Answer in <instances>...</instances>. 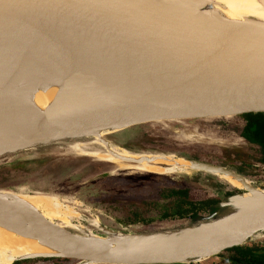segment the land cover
<instances>
[{"label": "water", "instance_id": "water-1", "mask_svg": "<svg viewBox=\"0 0 264 264\" xmlns=\"http://www.w3.org/2000/svg\"><path fill=\"white\" fill-rule=\"evenodd\" d=\"M220 1L225 18L215 13L217 0H0V193L17 190L2 185L59 159L115 166L79 185L116 176L117 166L97 155L103 152L97 139L114 144L109 135L173 121L264 115V19L231 18V3ZM250 1L264 10V0ZM54 86L42 112L24 96L36 98ZM90 141L92 147H75ZM119 145L132 154L155 155ZM189 163L241 177L223 166ZM38 193L50 194L30 192ZM92 207H73L79 216L66 226L0 196V215H18L34 235L64 250L22 255L11 264L44 258L63 264H191L264 238V194L224 197L187 219L130 224L162 229L146 233L122 224L114 228L99 215L105 209ZM243 212L251 215L234 217ZM94 237L115 246L99 250Z\"/></svg>", "mask_w": 264, "mask_h": 264}, {"label": "flooded vegetation", "instance_id": "flooded-vegetation-1", "mask_svg": "<svg viewBox=\"0 0 264 264\" xmlns=\"http://www.w3.org/2000/svg\"><path fill=\"white\" fill-rule=\"evenodd\" d=\"M249 118L251 117L240 118L237 119L238 121L219 122L222 125V130H219L220 138L211 135V137H208L206 134L204 136L197 133L182 139L175 137L174 140L180 139L183 142V147L178 141L174 142L171 140L176 144L175 146L172 145L170 147L167 145L169 143H162L159 146L156 145V147L155 145H148V148L143 147L141 148L142 150H139L140 152H151L155 155H170L187 162L198 161L223 166L236 173V175L241 176L240 178L236 176L238 179L247 181L249 188H238L219 178V174L224 173H208L193 169L191 165L186 170H176L171 173L149 172L151 178L139 179L135 183L139 187L134 188V190L131 189V186L129 187L132 190L131 192L139 196L137 200L126 199L128 207L125 206L124 208L122 206L109 205L107 207L109 212L107 211V213L115 217L122 214L123 217L131 222L150 221L156 224L160 220L187 219L201 213L204 214L203 211L206 208L198 209L202 208L207 201H215V204H217L224 197L237 194L249 195L248 190L252 188L264 191V152L262 151V144L253 135L254 128L250 127ZM198 122L199 127L195 130L200 132L202 131L201 123L204 121ZM260 129L264 131V123L260 125ZM161 135L164 141L169 138L166 134ZM161 165L167 166L166 164ZM191 172L193 173L191 174ZM177 173L184 174L176 175ZM171 174H175V176L172 177ZM118 201L123 202L121 200ZM118 204L123 205V203ZM121 209L125 213H122ZM187 209L198 210V212L180 215L179 211L182 212ZM109 221L111 222V220ZM259 248H264V243L252 241L226 249L216 256L194 262L193 264H234V257L238 253L247 249L254 250ZM48 259L50 258H44V261ZM59 262L45 263L40 262L38 259H25L17 261L15 264H63L61 261Z\"/></svg>", "mask_w": 264, "mask_h": 264}, {"label": "rangeland", "instance_id": "rangeland-1", "mask_svg": "<svg viewBox=\"0 0 264 264\" xmlns=\"http://www.w3.org/2000/svg\"><path fill=\"white\" fill-rule=\"evenodd\" d=\"M226 121H238V120L237 119L223 120V121L215 120L211 122L204 121L201 123L202 131L200 132L199 131L197 132V130H195L199 127L198 121H180V122L173 121V122L155 124V125H152V127H145V128L129 130L125 133H121L118 135H109L108 138L114 143L112 144L110 142L112 145H115L117 149H122L124 151H127V150L122 148L121 145L119 144L126 143L128 146L134 147L136 149H141L143 147H147L148 145H151V146L155 145L156 147V145L159 146V144H162V143L163 144L169 143L167 145L171 147L172 145L174 146L176 145L172 141L174 142L178 141V143L182 144L183 142L180 141V139L186 136L192 135V134H197V133L202 134L204 136L206 134L208 137L215 136L216 138H220L219 130H222L221 128L222 125L219 122H226ZM152 128H154L155 130ZM161 134H166L169 138H171V139L167 138V140H170V141H167V140L164 141L163 136ZM175 137L180 138V139L174 140ZM103 141L105 142L104 144H102V146H104L103 149L116 150V149H112L109 146V141L107 140H103ZM93 144L94 142L92 141L87 143L88 146H91ZM183 146L184 145L182 144L181 147ZM152 159L159 160L158 156H152ZM103 160L111 161L117 166L115 177H108V178H104L103 180H99V181L95 180V181H90L88 183L85 182L79 185V182L84 181V178H87L89 180L94 175H97L99 173H103L109 170H114L115 166H112L108 164L107 162L106 163L105 162L104 163H99V162L87 163L86 161H80L79 158L74 157L73 159H67V160L59 159L56 162H54L53 163L54 165H51V167L48 165H45V166H41L38 168L37 167L34 168L33 170L35 172H31L30 174H27L26 176L23 177V180L25 181L28 180V182L26 181L24 184L23 183L20 184L21 181H19V182L4 184L1 187L17 189V190L20 188H26L27 191L25 192V195L27 196V198L30 200L33 199L34 201L35 200L34 198L36 196L37 198L35 201L41 203V204H38V207L36 210L34 208L35 211H39L40 213L41 212L46 213L45 208L46 207L50 208L51 205H54L52 206L54 210L62 211L66 209L65 211L67 212V215L70 216L71 218L69 220L70 223H71L73 215L74 216L78 215L76 213L77 211L73 207L78 206L81 203H88V204H91V206H93L92 209L94 210H96L95 208L105 209L106 212L103 213L105 215L103 216L101 214L99 215L102 217V219L105 220V222L108 225L114 228L120 229L121 228L120 225L122 224V226L127 227L133 231H139V232H144V233L155 231V229L159 226L150 227L148 225H144L138 230L133 229V227H130L131 226L130 224H132L131 221H128L125 217L122 216V214L116 217L109 215L107 213L108 211L107 207L109 205L110 206L113 205V206H120V207L122 206L124 208L128 204L127 203L128 201L126 199L137 200V198L139 197L134 192H131L132 190L129 189L130 186H131V189L134 190V188L139 187V185L135 184L136 182L139 181V179H142V180L148 179L149 176L151 175L150 173H153V172H161V173H163V171L166 172L165 170H162V167L164 166H162L161 164H166L167 165L166 167L168 166L176 167V164L178 162L181 161L182 163L184 161L179 158L176 159L174 156L170 158H163V159L160 158L161 160L160 162L152 164L154 166V169L152 168V170H144V169L142 170L141 168H138V170L135 171L134 170L135 168L132 166V164H135V163H131V162L128 163L123 160H113V161L109 159H103ZM158 167L159 168L161 167V169H157ZM176 168L178 169V167ZM192 173L193 172H191V174ZM179 174H184V173H177L176 175H179ZM171 175L172 177L175 176V174H171ZM13 179H16V177L10 179L9 181H13ZM240 181L241 183H243V180H240ZM133 184L134 186H132ZM238 188H245V186L243 185L238 186ZM37 191H45V192H49L50 194H48V197L45 198V200H42L44 199V197L41 194L39 193L37 195L30 194V192H37ZM252 192L253 191H249L248 194H251ZM39 195H41L40 198H39ZM31 197L33 198L31 199ZM54 200L55 202L52 203L51 201H54ZM118 200H121L123 202H120ZM46 202L48 203L51 202L52 204L49 203L51 205H48V203ZM58 203H59V206H58ZM118 203H123V205L118 204ZM40 205L44 206L45 208L42 206L40 208L39 207ZM56 206L59 207L60 209H57ZM52 207L50 209H52ZM121 212L125 213L124 210L122 209H121ZM11 215L12 214H9V216ZM121 217L122 219H120ZM13 220H16V219L13 218ZM109 220H111V222ZM54 221L57 222L56 219ZM22 224L24 228L25 224L23 222ZM62 225L70 226V224L68 223L62 224ZM9 227L11 228L12 226H9ZM170 227L174 228L176 227V225L174 224ZM164 230H173V229L168 227V228H164ZM7 231L9 230L1 231V228H0V236L2 234V236L0 237V242H2L1 239L5 238V236L8 235L9 232ZM4 233H5V236H4ZM255 242L264 243V238L260 240H256ZM214 260H217V259H214Z\"/></svg>", "mask_w": 264, "mask_h": 264}, {"label": "bare ground", "instance_id": "bare-ground-1", "mask_svg": "<svg viewBox=\"0 0 264 264\" xmlns=\"http://www.w3.org/2000/svg\"><path fill=\"white\" fill-rule=\"evenodd\" d=\"M224 1H226V2L228 1L227 3H229V2L231 3V4H229L231 7L230 6L229 7L233 10V14L232 15L227 14L231 18L235 17V19H238L239 21H245V19L248 18V16L252 15V16H256L257 18L264 19V10L262 11V10L255 9L254 3H252V1H250V0H224ZM217 2L220 3L219 5H217V7L221 11L218 10V8L216 7L217 11L215 13H217V15L225 18V16H224L225 10L222 9V7H220V5H225V4L223 1H220V0H217ZM244 4H246L249 9L246 10L242 7H239V5H244ZM209 14H212V13H209ZM56 87L57 86H54L53 89L48 93L41 92L40 93L41 95L37 96L36 98L30 94H25L24 96L29 101V103H31L33 106L36 107V110L38 109L39 111L42 112V110L44 108L43 106H45V105L47 106L48 103L50 102V99H51ZM33 95H34V93H33ZM44 97H46V98H44ZM97 142L99 143V145H101V148L103 149L104 146H102V144H104L105 142L102 139H100V140L97 139ZM83 146L87 147L88 145L82 144V148H80V144L77 143V145L75 147L77 149H83ZM109 146L112 149H116V150L103 149V152H99L97 154L98 158L109 159L112 161L113 160H122L121 159L122 157L129 158V159H132L135 161V162H131V163H135V164H132V166L135 168L134 170H138V168H141L142 170L143 169L144 170H152V168L154 169V166L152 164L160 162L161 161L160 158L163 159V158L172 157V156H161V155L132 154L129 151L117 149L116 146L112 145L110 142H109ZM152 156H158L159 160H156V159L153 160ZM179 159H181V158H179ZM181 160H183V159H181ZM183 161L184 162H182V163L180 161L176 164V167H178V169L176 167H173V166H168V167H162V170H165L166 172L163 171V173H161V172H153V173L164 174V173L175 172L176 170H186L190 167V164H189V162H187L185 160H183ZM125 162H128V161H125ZM128 163H130V162H128ZM157 169H161V167L160 168L158 167ZM158 171H160V170H158ZM219 178L230 183L233 186L238 187V186L243 185V186H245V188H249L247 181L243 180V183H241L240 179H238L236 176H234L232 174H219ZM26 191H27L26 188H20L17 191H15V190L14 191L3 190V192L0 193V196H4L7 198L11 197L12 199H14L15 202L20 203L22 206L28 207L32 210H34V208H35V210H36L38 207V204H41V203L35 201L37 198L36 196L34 198L35 199L34 201L32 199L33 197H31L32 200L28 199L27 196L25 195ZM249 191H253L251 194H249V195H253V196L257 195V194H264V191H260V190L253 189V188L249 189L248 192ZM40 196L41 195H39V198H40ZM42 196L44 197V199H42V200H45V198L48 197V194L47 195L42 194ZM54 197H53V199H54ZM51 202L54 203L55 200L51 201ZM51 202H49V203H51ZM46 203H48V202H46ZM49 203H48V205L52 204V203L51 204H49ZM41 206L42 205H40L39 207L41 208ZM52 206H54V205H51L50 208ZM58 206H59V203H58ZM42 207H44V206H42ZM50 208L46 207L45 208L46 213L41 212V214L43 216H45L46 218L50 219L51 221H54L56 219L59 222V224L61 223L60 225L67 224V223L70 224L69 220L71 218H70V216L67 215V212L65 211L66 209L60 211V210H54L53 207H52L53 210ZM57 209H60V208L57 207ZM68 212H70V211H68ZM76 213L78 214V212H76ZM249 215H251V214H248V212H243V213L235 215L234 217L235 218H237V217L245 218L246 216H249ZM78 216L79 215H77V216L73 215L72 218H76ZM13 218H15L16 220H13ZM22 222L25 224L24 228H23ZM9 226H12V227L10 228ZM76 227H79L80 229L83 228L81 226H76ZM0 228H1V231L9 230V231H7V232H9L8 235L5 236V233H4L5 238L1 239L2 242H0V264H11V262L14 258L22 256V255H26V254H35V253H44V252H63L64 251L63 249H61L55 245L49 244V243L41 240L40 238H38L36 235H34V233H32V231L29 228V224L24 219L19 217L18 215H14V214H12L11 216L0 215ZM1 233H3V232H1ZM1 236H2V234H1ZM90 240L94 243L96 248H98L99 250H107V249L114 248V246H115L114 243H112L108 240H104L100 237L90 238Z\"/></svg>", "mask_w": 264, "mask_h": 264}, {"label": "trees", "instance_id": "trees-1", "mask_svg": "<svg viewBox=\"0 0 264 264\" xmlns=\"http://www.w3.org/2000/svg\"><path fill=\"white\" fill-rule=\"evenodd\" d=\"M249 118L250 121V127L254 128L253 130V135L256 136L257 141H259L262 144V151L264 152V131L260 129V125L262 123H264V115H250V116H246L244 118ZM149 178H151V175L149 176ZM148 178V179H149ZM28 182V180H26ZM25 180H22L20 182V184H24L26 182ZM14 183V182H13ZM216 202L215 201H207L204 206L198 210L201 209H207L208 207H210L211 205H214ZM205 209V210H206ZM198 210H184V211H179L180 215H185V214H189V213H195L198 212ZM137 221L131 222V223H136ZM40 262H45V263H54V262H58L61 261V259H55V258H50L46 261H44V259H38ZM62 262V261H61ZM234 264H264V248H259V249H247V250H243L242 252L238 253V255H236L234 257Z\"/></svg>", "mask_w": 264, "mask_h": 264}]
</instances>
